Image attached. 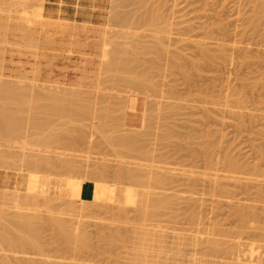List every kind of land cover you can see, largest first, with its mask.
Segmentation results:
<instances>
[{
	"label": "rangeland",
	"instance_id": "374dc122",
	"mask_svg": "<svg viewBox=\"0 0 264 264\" xmlns=\"http://www.w3.org/2000/svg\"><path fill=\"white\" fill-rule=\"evenodd\" d=\"M111 2L0 0V116L9 118L4 110L11 112L15 126L0 140V154L10 150L12 160L19 151L26 157L16 162L14 158L8 168L0 159V164L5 163L0 174L10 177L6 184L0 182V190L8 188L9 193L4 204L0 192V216L33 215L38 221L35 227L40 228L37 246L0 245V260L6 264H264V194L257 190L264 189V177L260 178L264 169V0ZM180 20L185 22L178 25ZM189 24L196 25V30L179 35V29L184 32ZM219 48H224V55L215 59L211 55L220 53ZM205 49L212 60L203 53ZM104 56L109 62L102 60ZM67 102L77 110L84 106L85 114L80 117L74 112L69 119L70 110L76 109L68 105V111L59 109ZM49 109L55 110L52 115L57 113L52 116ZM64 112L69 116H62ZM29 150L31 154L39 150L41 157L75 159L83 170L48 166L37 171L36 164L28 168L27 159L33 160ZM228 157L243 166L233 175L242 177L241 181L256 175L262 179L257 185L263 187H254L257 182L249 177L253 186L248 179L244 182L249 183V193L237 195L240 188L235 180L233 189L229 188L233 180L222 178L226 172L220 171ZM124 163L141 169L140 174L135 172L137 178H128L126 172L129 180L123 179V173L119 180L115 170ZM256 163L262 175L256 174ZM104 165L110 173H103ZM99 166H104L103 171ZM215 167L220 168L217 173L228 194L217 193L211 183ZM97 169L103 174L93 172ZM158 174L167 179L158 178V182ZM42 176L51 181L49 193ZM22 177L31 181L28 189L25 182L12 181ZM62 178L82 181L86 197H63ZM102 191L110 193L107 200ZM24 192L35 199L18 210L14 205ZM149 199L157 202L154 208ZM52 216L68 222L75 233L66 222L70 230L65 229L72 237L84 233L86 245L77 244L79 235L72 242L77 241L80 248L68 244L71 237L65 243L62 236L57 238L63 228L53 227ZM6 217L0 223L10 225L12 218L7 221ZM113 235L115 242L110 241Z\"/></svg>",
	"mask_w": 264,
	"mask_h": 264
},
{
	"label": "bare ground",
	"instance_id": "6f19581e",
	"mask_svg": "<svg viewBox=\"0 0 264 264\" xmlns=\"http://www.w3.org/2000/svg\"><path fill=\"white\" fill-rule=\"evenodd\" d=\"M114 1H116V0H114ZM122 1V0H121ZM124 1V0H123ZM120 2V1H119ZM126 2V1H125ZM112 4H113V0H112V2H111ZM114 4H115V2H114ZM119 4V3H118ZM123 4V3H122ZM117 5V4H116ZM145 6V5H144ZM111 7V6H110ZM152 8V7H151ZM110 10V9H109ZM148 10V9H147ZM179 10V9H178ZM177 10V11H178ZM112 11V10H111ZM120 11V10H119ZM157 11V10H156ZM179 11H181V9L179 10ZM127 13H128V11H127ZM159 13V12H158ZM110 14V13H109ZM146 14V13H145ZM111 15V14H110ZM152 15H153V13H152ZM162 15V14H161ZM159 16H160V14H159ZM180 16H183V15H180ZM145 17V16H144ZM150 17V16H149ZM153 20H154V18L153 17H151ZM164 18V17H163ZM115 19V18H114ZM147 19V18H146ZM145 19V20H146ZM156 19V18H155ZM125 20V19H124ZM152 20V21H153ZM159 20V19H158ZM157 20V21H158ZM109 22V21H108ZM111 22V21H110ZM125 22V21H124ZM131 22V21H130ZM129 22V23H130ZM147 22H150V21H147ZM155 22V21H154ZM162 22V21H161ZM185 21L184 20H180V21H178V25H181L182 23H184ZM151 24V23H150ZM110 25V24H109ZM144 25H145V22H144ZM158 25V24H157ZM129 26V25H128ZM180 27H182V26H180ZM196 25H194V24H189V25H186V27H184L185 28V31L184 32H182V30L181 29H179V31H178V34L179 35H183V34H188L189 32H194L195 30H196ZM108 28V27H107ZM135 28V27H134ZM85 29V28H84ZM115 29V28H114ZM131 29V28H130ZM121 31H122V29H120ZM158 30H160V29H158ZM157 30V31H158ZM112 31V30H111ZM114 31V30H113ZM106 32H108V30L106 31ZM110 32V31H109ZM115 32H118V31H116L115 30ZM128 32V31H127ZM149 32V31H148ZM160 32V31H159ZM164 32V31H163ZM89 33V32H88ZM111 33H113V32H111ZM110 33V34H111ZM123 34L124 32H120V34ZM133 33V32H132ZM146 33V32H145ZM165 33V32H164ZM170 33V32H169ZM107 34V33H106ZM115 34V33H114ZM117 34V33H116ZM131 34V33H130ZM112 35V34H111ZM125 35V34H124ZM124 35H121V36H119V37H126V35L124 36ZM138 35V34H137ZM140 35V34H139ZM150 35H152V34H150ZM156 35V34H155ZM163 35V34H162ZM168 35V34H167ZM166 35V36H167ZM114 36V35H113ZM112 36V37H113ZM116 36H118V35H116ZM132 36H135V35H132ZM132 36H130V38H132ZM107 37H108V35H107ZM115 37V36H114ZM143 37V36H142ZM157 37V36H156ZM128 38V37H127ZM127 38H126V40H127ZM129 38V39H130ZM139 37L137 36V39H138ZM163 38V37H162ZM168 38H170V37H168ZM110 39V38H109ZM111 39H113V38H111ZM128 39V40H129ZM134 39H136V38H133L132 39V42L131 43H133V40ZM148 39V38H147ZM161 39V38H160ZM165 39V38H164ZM107 39H105V41H106ZM113 40H115V39H113ZM122 40V39H121ZM127 40V42L129 43V41ZM178 40H181V41H184L185 39L184 38H181V37H179V39ZM116 41H117V39H116ZM140 41V40H139ZM139 41L137 42L138 43V45L140 44L139 43ZM142 41H144V40H142ZM160 41V40H159ZM118 42V41H117ZM109 43V42H108ZM119 43V42H118ZM118 43H115V45H117ZM137 43H135V44H137ZM160 43V42H159ZM111 46H112V44L111 43H109ZM108 44V45H109ZM120 44V43H119ZM107 44L105 43L104 44V46H106ZM107 45V46H108ZM122 45V44H121ZM124 45H125V47L127 48V46H126V44H125V42H124ZM123 45V46H124ZM141 45V44H140ZM160 45H162V44H160ZM119 46V45H118ZM122 46V47H123ZM142 46V45H141ZM110 47V46H109ZM121 47V46H120ZM138 47H140V46H138ZM163 47V46H162ZM166 48H168L167 46H165ZM25 48V47H24ZM116 48H118V47H116ZM203 48H205V47H203ZM202 48V49H203ZM105 49V48H104ZM108 49H111V51H112V48H108ZM118 49H121V48H118ZM123 49V48H122ZM128 49V48H127ZM126 49V50H127ZM136 49V48H135ZM135 49H134V51H135ZM140 49H141V47H140ZM145 49V48H144ZM206 49H208V48H206ZM205 49V50H206ZM106 50H107V48H106ZM148 50V49H147ZM219 50H220V53H217V54H212L211 55V53L208 51V50H206L207 52H203V53H207V54H205V56L207 55L208 57L211 55L213 58H220V57H222L224 54H223V51H224V48H219ZM119 51V50H118ZM127 51H129V50H127ZM131 51H132V49H131ZM211 51V50H210ZM107 53H109L108 51H106ZM106 52H104V53H106ZM113 52V51H112ZM116 52V51H115ZM123 52H124V50H123ZM135 52H137V51H135ZM160 52V51H159ZM158 52V53H159ZM212 52V51H211ZM245 52V51H244ZM103 53V54H104ZM106 53V54H107ZM111 53V52H110ZM114 53V52H113ZM117 53V52H116ZM127 53V52H126ZM134 53V52H133ZM148 53V52H147ZM153 53V52H152ZM213 53V52H212ZM124 54V53H123ZM127 54H129V53H127ZM161 54H162V52H161ZM113 54H111L110 56H109V58H111V56H112ZM118 55V57H119V54H117ZM114 56H115V54H114ZM121 57H122V55H120ZM124 56V55H123ZM203 56V55H202ZM211 56H210V59H211ZM243 56V55H242ZM105 57L106 56H104L103 58H102V60H104L105 59ZM136 57V56H135ZM151 57V56H150ZM113 58V57H112ZM120 58V57H119ZM207 58V57H206ZM212 58V59H213ZM108 59V58H107ZM106 59V60H107ZM118 59V58H117ZM140 59H142V58H140ZM209 59V60H210ZM211 59V60H212ZM214 59V60H215ZM252 59V58H251ZM113 60H115L116 61V59H113ZM112 60V61H113ZM118 60H120V59H118ZM122 60V59H121ZM124 60V59H123ZM108 61V60H107ZM107 61H105L104 60V62H107ZM109 62V61H108ZM111 62V61H110ZM127 62V61H126ZM122 63V62H121ZM123 63H124V61H123ZM144 63V62H143ZM149 63H150V61H149ZM108 66H110V64L111 63H106ZM116 64V63H115ZM114 64V65H115ZM125 64V63H124ZM124 64H122V65H124ZM150 65H151V63H150ZM201 65V64H200ZM121 66V65H120ZM110 67H112V68H115V67H113V65H111ZM110 67H108V68H110ZM116 67H119V66H117L116 65ZM143 67H146V66H143ZM105 68H106V66H105ZM107 68V69H108ZM122 68V67H121ZM106 69V70H107ZM131 69V68H130ZM153 69V68H152ZM2 70V69H1ZM103 70H104V68H103ZM110 70H111V68H110ZM113 70V69H112ZM133 70V69H132ZM147 70V69H146ZM118 71V70H117ZM134 71V70H133ZM108 72V71H107ZM113 74V73H112ZM140 75V74H139ZM120 76V75H119ZM3 77V76H2ZM141 78V77H140ZM6 79V78H5ZM101 79V78H100ZM99 79V80H100ZM119 79V78H118ZM138 79V78H137ZM145 79V78H144ZM3 80V79H2ZM8 80V79H7ZM11 80V79H10ZM13 80V79H12ZM18 80V79H17ZM22 80V79H21ZM129 80V79H128ZM23 81H25V80H23ZM23 81H22V83H23ZM149 81V80H148ZM151 81V80H150ZM4 82V81H3ZM3 82H2V84H3ZM15 82H16V80H15ZM19 82V81H18ZM101 82V81H100ZM0 83H1V81H0ZM17 83V82H16ZM15 83V84H16ZM31 83H32V81H31ZM143 83V82H142ZM142 83H141V85H142ZM13 84V83H12ZM26 84V83H25ZM28 84H29V82H28ZM35 84H36V82H35ZM145 84V83H144ZM24 85V84H23ZM34 85V84H33ZM139 85H140V83H139ZM21 86V85H20ZM27 86V85H26ZM144 86V85H143ZM13 87V86H12ZM48 87H50V86H48ZM55 87V86H54ZM64 87V86H63ZM70 87V86H69ZM132 87V86H131ZM30 88V87H29ZM56 88V87H55ZM71 88V87H70ZM78 88V87H77ZM139 88V87H138ZM11 89V88H10ZM28 89V88H27ZM54 89V88H53ZM58 89V88H57ZM72 89V88H71ZM70 89V90H71ZM80 89V88H79ZM84 89V88H83ZM99 89V88H98ZM139 89H141V88H139ZM52 90V89H51ZM61 90H63L62 89V87H61ZM81 90V89H80ZM152 90V89H151ZM2 91V90H1ZM25 91H27V90H25ZM32 91H33V88H32ZM72 91V90H71ZM82 91H84V90H82ZM98 91V90H97ZM28 92V91H27ZM72 92H74V91H72ZM77 92H79V91H77ZM86 92V91H85ZM21 93V92H20ZM33 93H34V91H33ZM60 93V92H59ZM58 93V94H59ZM142 93H144V92H142ZM245 93V92H244ZM70 94V93H69ZM132 94V93H131ZM134 94V93H133ZM1 95V94H0ZM10 95V94H9ZM30 95V94H29ZM41 95V94H40ZM51 95V94H50ZM60 95V94H59ZM58 95V96H59ZM34 96V95H33ZM55 96V95H54ZM57 96V95H56ZM57 96V97H58ZM78 97V96H77ZM103 97V96H102ZM40 98V97H39ZM38 98V99H39ZM61 98V97H60ZM83 98V97H82ZM246 98V97H245ZM5 99V98H4ZM31 99V98H30ZM74 99V98H73ZM78 99V98H77ZM87 99V98H86ZM240 100H238V102L240 101V103H242V105L245 103L243 100H241V98H239ZM243 99V98H242ZM2 100V99H1ZM47 100V99H46ZM65 100V99H64ZM81 100V99H80ZM79 100V101H80ZM84 100V99H83ZM245 100H248V99H245ZM98 101V100H97ZM44 102V101H43ZM61 102V101H60ZM6 103V102H5ZM33 102L31 101V104H32ZM39 103V102H38ZM59 103V102H58ZM70 103V104H69ZM247 103V102H246ZM56 104V103H55ZM72 103L71 102H67V103H65V104H63V106L62 107H60L59 109H61V110H63V107L65 108V106L66 105H68V106H66L68 109L69 108H71V109H76L77 107L75 106V105H77V104H75L74 106L76 107H71L72 105H71ZM7 105V104H6ZM229 104H227L226 106H228ZM239 105V104H238ZM0 106H2V105H0ZM31 106V105H30ZM47 106V105H46ZM55 105H53V107H54ZM78 106V105H77ZM80 106V105H79ZM79 106H78V108H79ZM246 106V105H245ZM34 107V106H33ZM52 107V106H51ZM50 107V108H51ZM80 107H82V106H80ZM244 107V106H243ZM5 108V107H4ZM112 108V107H111ZM122 108V107H121ZM7 109V108H6ZM13 109V108H12ZM55 110H56V108H54ZM54 109H52V112H53V110ZM57 109H58V107H57ZM82 109H84V110H82ZM10 110V109H9ZM50 110V109H49ZM54 110V111H55ZM77 110V109H76ZM76 110H73V112H72V110H70V115H71V118H69V119H73L72 117H74L73 115H74V112H75V114L76 115H78V116H83L84 114H85V108H84V106L82 107V108H79V110H82V111H79V110H77L79 113H76ZM29 111V110H28ZM39 111V110H38ZM43 111V110H42ZM58 111V110H57ZM64 111H68L66 108L64 109ZM2 112V111H1ZM6 112V117H9V118H6V119H3L2 117H4V116H0V140L2 141L3 139H5V135L7 134V132H9V131H12L14 128H15V126H14V124H13V119L11 118V112L9 113L8 111H6V110H4V113ZM49 112H51V110L49 111ZM52 112L50 113L51 115H52ZM61 111H59V113H60ZM72 112V113H71ZM33 113V112H32ZM37 113V112H36ZM55 113H57V112H55ZM54 113V114H55ZM65 113V112H64ZM81 113H82V115H81ZM103 113H104V111H103ZM1 114V113H0ZM3 114V113H2ZM30 114V113H29ZM53 114V115H54ZM68 114V115H67ZM50 115V116H51ZM52 115V116H53ZM58 115V114H57ZM253 115V114H252ZM42 116V115H41ZM44 116V115H43ZM59 116V115H58ZM62 116H69V112H66L65 113V115H62ZM258 116V115H257ZM31 117V116H30ZM45 117V116H44ZM43 117V118H44ZM48 118H49V116H47ZM2 118V119H1ZM32 118H33V116H32ZM40 118V117H39ZM42 118V117H41ZM46 118V117H45ZM47 119V118H46ZM51 119H53L52 117H51ZM78 119H80V118H78ZM242 119V118H241ZM68 120V119H67ZM70 121V120H69ZM36 122V121H35ZM15 123V122H14ZM18 123V122H17ZM116 123V122H115ZM34 124V123H33ZM72 124V123H71ZM73 125V124H72ZM81 125V124H80ZM21 127V126H20ZM102 127V126H101ZM144 127V126H143ZM67 128V127H66ZM55 129V128H54ZM106 129V128H105ZM16 131L18 130V129H15ZM14 131V130H13ZM14 133V132H13ZM16 133V132H15ZM18 133H19V131H18ZM129 134V133H128ZM18 135V134H17ZM22 135V134H21ZM16 136V135H15ZM69 136V135H68ZM49 137V136H48ZM129 136L127 135V137L125 136L124 138H125V140H127L126 138H128ZM130 137H131V135H130ZM133 137V136H132ZM131 137V138H132ZM41 138V137H40ZM51 138V137H50ZM117 138V137H116ZM130 138V139H131ZM7 139V138H6ZM122 140H123V138H122ZM124 140V141H125ZM9 141V140H8ZM52 141V140H51ZM59 141V140H58ZM10 142V141H9ZM7 143V142H6ZM58 143V142H57ZM23 144H26V142H24L23 141ZM22 144V145H23ZM53 144H54V142H53ZM131 144V143H130ZM3 145V144H2ZM1 145V143H0V146H2ZM5 145V144H4ZM7 145H9V144H7ZM27 145H29L28 143H27ZM119 145V144H118ZM6 146V145H5ZM10 146V145H9ZM8 146V147H9ZM24 146H26V145H24ZM18 147V146H17ZM22 147V146H21ZM48 147V146H47ZM2 148V147H1ZM24 148V147H23ZM27 148V147H26ZM3 149H5V148H3ZM29 149V148H28ZM46 149V148H45ZM8 150V149H7ZM20 150V149H19ZM24 150V149H23ZM23 150H21V152L23 151ZM43 150V149H42ZM42 150H41V152H42ZM50 150H53V149H50ZM50 150L48 151L47 150V152H49L50 153ZM10 151V150H9ZM8 151V152H9ZM25 151V150H24ZM23 151V152H24ZM27 151V150H26ZM44 151V150H43ZM46 151V150H45ZM44 151V153H46ZM2 151H1V149H0V153H1ZM6 153L7 151H5V150H3V153ZM8 152L5 154L4 153V155H2V156H4L3 158H1L2 156H1V154H0V159L2 160V161H4V162H7V164H6V166L8 165H12L11 163L9 164V162L11 161V162H13V159H14V161L15 160H17V158L18 157H20L21 159L20 160H23V159H26V157L25 158H23L22 156H23V154L25 153H23L22 155H20V154H17V153H19V151H17L16 153H14V156L15 157H12L13 159L11 160V154H8ZM11 152V151H10ZM29 152H30V150H29ZM32 152V151H31ZM31 152L29 153V155H31L30 156V158H32L33 160H31V159H27V163H30L31 165L28 167V168H30V167H32L31 169H33L34 167H36V166H34V164H36L38 167H37V171L38 170H40V169H38L39 167H41V168H45V167H48L49 166V168H59V167H65L69 172H76V170L78 169L79 171L82 169L81 168V165H79V163L75 160V159H62V158H59V157H52V156H50L51 158H48L49 156L48 155H46V154H44L43 155V157H41V154L39 155L38 154V152H40L39 150L38 151H35V152H33L32 154H31ZM52 153H54L55 152V150H54V152L53 151H51ZM57 152V151H56ZM54 153V154H57V153ZM28 153V152H27ZM122 153V152H121ZM16 154V155H15ZM65 154V153H64ZM71 154H73V153H70V155ZM83 154V153H82ZM5 155H7V156H5ZM20 155V156H19ZM28 154H27V158H28V156H29ZM33 155V156H32ZM45 155L47 156V157H45ZM9 156V158H7ZM38 156V158H36V157ZM59 156V155H58ZM73 156H74V154H73ZM81 156V155H80ZM45 157V158H44ZM155 157V156H154ZM34 158H36V159H34ZM42 158V159H41ZM54 158V159H53ZM80 158V157H79ZM87 158V157H86ZM43 159H45V160H43ZM206 159V158H205ZM59 160V161H58ZM85 160V159H84ZM233 160V159H232ZM230 160V157H228L226 160H225V162H223L222 163V165H223V168L222 167H220V166H218V167H220V168H222V169H220V168H214V170H215V172L214 171H212L213 172V176H214V178H213V176H212V178H211V183H212V185L214 186V188H215V191L217 192V193H219V192H224V191H228L227 189H226V185L224 186V184L223 183H221V181H220V175L217 173L218 172V170L220 169V171L222 170V172L223 171H225L226 173L222 176V178H224V179H227V181L229 180L230 182H231V180H233L232 181V183L231 184H229V185H231L229 188H232V184H233V182H234V180H235V186H238V188H240V190H237V195L240 193V192H245V191H247L248 193H249V190L248 189H250L249 187V183L248 182H246V183H244L245 181H247L246 179H248V181H250V183L253 181L254 182V180L252 179V177L255 179V182L254 183H256L257 181H259V182H261L260 180H262L263 178L262 177H264V169H262V170H258V169H261V167H258L259 166V163L257 164L256 163V167H255V165H253V169L255 170V168H256V171L258 170L259 172H263V176H259L260 178H262V179H258V178H256V175H255V177L253 176V175H250V176H245L244 177V181L242 180L241 181V179H242V177H240V176H238V175H233L234 173L236 174V172H240V168L241 167H243V166H240V164H239V162H238V160ZM18 161V160H17ZM24 161V160H23ZM29 161H31L32 163H33V165H32V163L31 162H29ZM236 161L238 162V163H236ZM16 162V161H15ZM122 162V161H121ZM128 162V161H127ZM0 163H2V162H0ZM14 163V162H13ZM243 163V162H242ZM241 163V164H242ZM135 164V163H134ZM244 164V163H243ZM242 164V165H243ZM3 168L5 167L4 165H5V163H4V165H2V164H0ZM23 165V164H22ZM124 165V166H123ZM221 165V166H222ZM250 165V164H249ZM258 165V166H257ZM0 166V167H1ZM8 166H7V168H8ZM44 166V167H43ZM102 166V165H101ZM105 166V165H104ZM104 166L102 167V168H104ZM120 166V165H119ZM122 167L119 169V171L116 169L115 171H117V172H115V173H117V174H119L118 176H120V181H121V176H122V173L124 174V176H122V177H124L123 179H125V176L127 177V174H126V172L129 174V176H128V178L130 177V175H131V177L132 178H137V175L135 174V172H138L139 171V174L141 173V169L139 170V169H134V168H130L128 165H126L125 166V163L124 164H122L121 165ZM158 166H160V165H158ZM164 166V165H163ZM24 167V166H23ZM133 167V166H132ZM136 167V166H135ZM10 168V167H9ZM101 168V169H102ZM108 168V167H107ZM106 168V166H105V170L103 171V170H101L100 169V166H99V168L98 169H100L101 171H103V173L106 171V170H108L107 172L108 173H110V168H108L107 169ZM165 168V167H164ZM246 168L249 170V171H251V169H249L250 167L249 166H246ZM31 169H28V170H30V171H32ZM36 169V168H35ZM98 169H97V171H93L94 173H96L97 172V174H103L101 171H100V173H99V171H98ZM148 169V168H147ZM149 169H151V168H149ZM213 169V168H212ZM247 169L246 170H244L245 172L247 171ZM27 170V169H26ZM83 170V169H82ZM81 170V171H82ZM157 169H155V171H156ZM165 170V169H164ZM167 170H168V168H167ZM253 170V172L251 171L250 173H252V174H254V171ZM33 171H36V170H33ZM144 171H145V169H144ZM159 171V170H158ZM162 171V170H161ZM166 171V170H165ZM257 171V172H258ZM256 173L257 175H262V174H260V173ZM261 172V173H262ZM113 173H114V171H113ZM164 172H162V174H163ZM167 173V172H166ZM170 173V172H169ZM169 173H168V175H169ZM105 174V173H104ZM117 174H116V177L117 178H119L118 176H117ZM121 174V175H120ZM126 174V175H125ZM150 174V173H149ZM156 174V173H155ZM209 174V173H208ZM142 175H143V177L144 178H142V179H145V176L144 175H146V173H142ZM153 175V174H152ZM160 175V176H159ZM219 175V176H218ZM156 177L155 178H157V181H158V178H160V180H161V178L163 179L164 178V180H165V176L164 175H162V176H164V177H161V174H158V175H155ZM158 176V177H157ZM140 177H142V176H140ZM147 177V176H146ZM152 177V176H151ZM248 177V178H247ZM249 177H251V179H252V181H251V179H249ZM258 177V176H257ZM154 178V179H155ZM172 178V177H171ZM167 179V178H166ZM125 180H127V179H125ZM129 180V179H128ZM127 180V181H128ZM138 180V179H137ZM160 180L158 181V182H160ZM176 180V179H175ZM195 180H196V178H195ZM194 180V181H195ZM139 181H141V183H142V181H144V180H139ZM146 181V180H145ZM162 181V180H161ZM173 181V180H172ZM223 181V180H222ZM263 181H264V179H263ZM174 182V181H173ZM230 182H228V183H230ZM241 182H243V183H241ZM253 182L250 184L251 186H253L252 184H253ZM140 183V182H139ZM165 183V182H164ZM171 183V182H170ZM193 183V182H192ZM199 183V182H198ZM198 183H196V184H198ZM263 183V182H262ZM159 184H163L162 182L161 183H159ZM166 184V183H165ZM258 184V182L255 184V186L254 187H256V185ZM264 184V183H263ZM263 184H260L261 186H259V185H257V187L256 188H261V187H263ZM168 185V184H167ZM191 185H193V184H191ZM31 186V181H29L27 178L25 179V188L26 189H28V187H30ZM158 187V186H157ZM160 187V186H159ZM254 187H251V188H254ZM107 188V187H106ZM163 188V187H162ZM4 190L3 191H5V192H2V190H0V192L1 193H3L2 194V198L4 199H2L3 200V202L2 203H4V204H7V201H8V199H9V193L8 192H6L7 191V189L8 188H3ZM152 189V188H151ZM233 189V188H232ZM257 190H262L263 192H261V194L263 193L264 194V189H257ZM257 190H255V191H257ZM27 191V190H26ZM147 191V190H146ZM152 191V190H151ZM150 191V192H151ZM154 191V190H153ZM219 191V192H218ZM259 191H257V193H255V194H258L259 196H261V194L259 193ZM149 192V191H148ZM231 192V189H229V193ZM232 192H234V190H232ZM155 193V192H154ZM235 193V192H234ZM242 193V194H243ZM250 193H252V192H250ZM102 194L104 195L103 197H104V200H107L108 198H109V195H110V193L109 192H106V191H102ZM150 194V193H149ZM224 194H228V193H225L224 192ZM249 195V194H248ZM145 196V195H144ZM161 196V195H160ZM159 196V197H160ZM59 197V196H58ZM63 197H65V198H68V196H63ZM158 197V196H157ZM262 198H264L263 196H261ZM34 199H35V195H30L29 193H27V192H24L22 195H20L19 197H18V199H17V201L15 202V207L19 210V209H21L22 207H23V205L24 204H26V203H31V202H33L34 201ZM148 199V198H147ZM261 199V198H260ZM150 200V201H149ZM148 200V202L150 203V205L152 204V206H153V208L156 206V204H157V202H153V201H151V199H149ZM161 202H163V201H161ZM160 203V202H159ZM165 203V202H164ZM163 203V204H164ZM150 205H149V208H150ZM148 206V205H147ZM152 206H151V210H152ZM159 206V205H158ZM160 207V206H159ZM156 209V208H155ZM147 210V209H146ZM145 210V211H146ZM148 211H149V209L147 210V213H148ZM153 211V210H152ZM241 212H242V210H241ZM150 213V212H149ZM18 214V213H17ZM16 214V215H17ZM157 213H155V215H156ZM149 215H151V214H149ZM154 215V214H153ZM6 217V216H4V215H2V213H1V216H0V218L1 217ZM1 218L0 220H4V218ZM10 218H12V219H10ZM10 218H8V217H6V219L5 220H7V219H10L9 220V222H11L10 223V225L9 224H6L5 222L3 223L2 221H1V223H0V245H3V246H5V247H12L13 245H21V246H25V245H27V244H29V243H32V245L37 241V243H38V241H39V234H38V232H40V231H38V230H40V228H38L37 229V226L35 227V224H36V221L33 219L34 218V216L32 215H30L29 217H27L25 214L23 215V214H18L17 216H15V217H10ZM50 219H52L51 221H49V222H52L53 224H55L56 226H58V227H55V225H53V227L55 228V229H57L58 231L61 229V228H63V229H61V231H59V232H61L60 234H58L57 233V235H58V237L57 238H62L61 240H63V239H65L63 242L65 243L67 240H69V238H70V240L71 241H69L68 242V244L71 242L72 244H76L77 243V241H75V242H72L73 240L72 239H74V240H77V239H75V238H78V235L81 237V238H84L83 239V241L82 240H80V237L78 238V245L80 246V244L81 245H86L85 243H87V242H85L84 240H86L87 238H85L86 237V235L84 234V233H78V235L77 234H74L75 235V237H74V235H73V237H72V235H71V233L72 232H74L73 231V228L70 226V225H68V222H66V220L65 219H63V218H61L62 220H65V221H62V222H64V224L61 222V219H60V217H54V216H52ZM8 221V220H7ZM38 222V221H37ZM48 222V223H49ZM61 224H60V223ZM67 223V225L69 226V227H71V231L72 232H70L69 230V228L67 227V225H65L66 223ZM57 223V224H56ZM39 224V223H38ZM60 224V225H59ZM63 224V225H62ZM40 225V224H39ZM63 226V227H62ZM67 227V228H66ZM33 228H35V229H37L36 231L37 232H34V229ZM60 228V229H59ZM69 229V230H66V229ZM31 229H33V231L31 230ZM57 230H56V232H57ZM64 230H66V231H64ZM30 231L31 232H33V233H31L30 234ZM143 231V230H142ZM143 232H145V231H143ZM152 232V231H151ZM154 232V231H153ZM36 233H37V236H39V237H36ZM75 233V232H74ZM81 234H83V235H81ZM34 235V236H33ZM62 236V237H60V236ZM77 235V236H76ZM30 236H32L31 238H33V239H30ZM83 236V237H82ZM37 239H36V238ZM148 237V236H147ZM180 238V237H179ZM34 239H36V240H34ZM30 241H32V242H30ZM87 241V240H86ZM110 241H113V242H115L116 241V237H115V235H113V237H111L110 238ZM84 244H83V243ZM71 243H70V245H71ZM80 243V244H79ZM135 243V242H134ZM167 243V242H166ZM36 244V243H35ZM34 244V245H35ZM76 244V246L77 247H79L78 245ZM143 244V243H142ZM29 245H31V244H29ZM35 246H37V244L35 245ZM146 246V245H145ZM155 246V245H154ZM163 247V246H162ZM80 248V247H79ZM84 248V247H83ZM4 249V248H3ZM241 249V248H240ZM238 251V250H237ZM239 252V251H238ZM240 254V253H239ZM159 255V254H158ZM140 256H141V254H140ZM146 262V261H145ZM6 264V261H1L0 260V264ZM39 264H54V263H51V262H47V261H44V262H41V263H39Z\"/></svg>",
	"mask_w": 264,
	"mask_h": 264
},
{
	"label": "crops",
	"instance_id": "0c3cea01",
	"mask_svg": "<svg viewBox=\"0 0 264 264\" xmlns=\"http://www.w3.org/2000/svg\"><path fill=\"white\" fill-rule=\"evenodd\" d=\"M139 100L136 101L134 104V108H137V103ZM41 178H45L48 184V193L51 189V181L49 178L42 176ZM10 180V177L8 175L0 174V182L2 184H6ZM14 182H18L19 184H22L25 182V178H18V179H12ZM60 187V193L63 196H71L74 198H81L84 199L86 197L87 188L85 184L77 179H70V178H62L59 184Z\"/></svg>",
	"mask_w": 264,
	"mask_h": 264
}]
</instances>
